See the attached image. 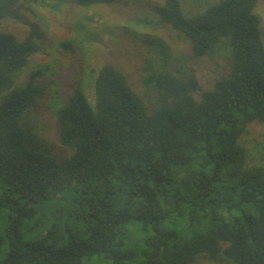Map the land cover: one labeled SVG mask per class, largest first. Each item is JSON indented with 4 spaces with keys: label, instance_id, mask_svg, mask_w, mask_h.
<instances>
[{
    "label": "trees",
    "instance_id": "1",
    "mask_svg": "<svg viewBox=\"0 0 264 264\" xmlns=\"http://www.w3.org/2000/svg\"><path fill=\"white\" fill-rule=\"evenodd\" d=\"M25 2L0 0V24L22 23ZM258 2L217 0L187 16L181 0H163L157 20L195 59L227 47L229 71L203 90L193 71L146 67L147 103L102 64L92 99L78 80L55 110L57 141L71 152L62 160L30 150L20 125L45 96L42 73L10 81L38 53L40 33L34 24L22 40L0 32V264H264V167L249 164L242 142L264 126Z\"/></svg>",
    "mask_w": 264,
    "mask_h": 264
},
{
    "label": "rangeland",
    "instance_id": "2",
    "mask_svg": "<svg viewBox=\"0 0 264 264\" xmlns=\"http://www.w3.org/2000/svg\"><path fill=\"white\" fill-rule=\"evenodd\" d=\"M216 1L181 3L184 13L193 16ZM57 2L26 0L21 9L22 23L5 20L0 24L1 33L17 40L28 33L27 24H34L40 33L38 53L23 71L10 77L13 88L23 83L30 72L42 73L38 81L46 87L45 96L31 104L20 118L21 128L29 135L27 147L36 153L60 160L70 156V150L57 141L55 110L66 102L78 80L85 95L92 99L93 78L104 63L121 71L147 103L155 94L146 82L151 72H145L146 67L174 75L193 71L203 90L229 71L227 47H218L210 56L195 59L185 38L157 20L154 9L163 0H112L109 5L89 8L78 7L73 0ZM255 14L264 48V0H259ZM61 42H70L73 52L59 47ZM242 142L248 150L249 164L264 167V126L251 125ZM193 264L215 263L201 257Z\"/></svg>",
    "mask_w": 264,
    "mask_h": 264
}]
</instances>
